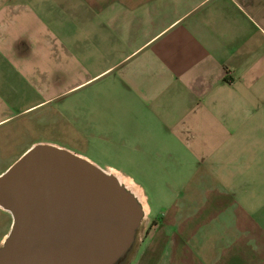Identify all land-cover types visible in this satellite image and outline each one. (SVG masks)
<instances>
[{
  "label": "crops",
  "instance_id": "crops-1",
  "mask_svg": "<svg viewBox=\"0 0 264 264\" xmlns=\"http://www.w3.org/2000/svg\"><path fill=\"white\" fill-rule=\"evenodd\" d=\"M39 143L139 191L126 264H264V0H0V175Z\"/></svg>",
  "mask_w": 264,
  "mask_h": 264
},
{
  "label": "water",
  "instance_id": "water-1",
  "mask_svg": "<svg viewBox=\"0 0 264 264\" xmlns=\"http://www.w3.org/2000/svg\"><path fill=\"white\" fill-rule=\"evenodd\" d=\"M0 206L13 218L0 264H118L144 217L113 174L49 143L0 175Z\"/></svg>",
  "mask_w": 264,
  "mask_h": 264
},
{
  "label": "rangeland",
  "instance_id": "rangeland-1",
  "mask_svg": "<svg viewBox=\"0 0 264 264\" xmlns=\"http://www.w3.org/2000/svg\"><path fill=\"white\" fill-rule=\"evenodd\" d=\"M26 118H27V115H26ZM51 131L52 130H50V128H45V127L29 129L28 125H27V120H26V128L21 132L20 135L16 136L14 149H5V151H4L5 157L7 158V156H9L10 154L17 153V147L18 146L23 147V146L31 144L33 141H38V140H49V141L58 143L60 145H66L67 147H72V144L68 140L67 136L61 135L59 133H54V132H51ZM5 211H6L7 217L9 216L8 218H6L4 220L5 222H7V223L9 222L10 223L9 226H6V231H8L9 228H11V225H12V222H13V218H12V215H11V213L9 211H7V210H5ZM145 220H146V218L144 216L143 219H142V223H141V225H140V227L138 229V232H137V238L139 237L140 233L143 230V226L145 224ZM1 222H2V218L0 216V231H1ZM127 255L118 264H126Z\"/></svg>",
  "mask_w": 264,
  "mask_h": 264
},
{
  "label": "bare ground",
  "instance_id": "bare-ground-1",
  "mask_svg": "<svg viewBox=\"0 0 264 264\" xmlns=\"http://www.w3.org/2000/svg\"><path fill=\"white\" fill-rule=\"evenodd\" d=\"M111 174H113L116 177V179H118L119 183L122 186H124L128 191H130L138 199V201L142 205V208L144 210V216H145V214H146V207L147 206H146L145 200L141 197V195H140L139 191L136 189V187L134 185H132V184H128V183H126L124 181H121L118 178V176H116L114 173H111Z\"/></svg>",
  "mask_w": 264,
  "mask_h": 264
}]
</instances>
